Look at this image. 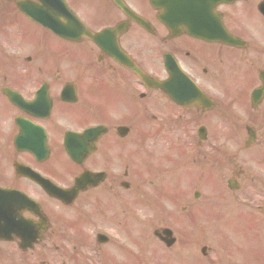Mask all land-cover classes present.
Here are the masks:
<instances>
[{
    "label": "flooded vegetation",
    "instance_id": "1",
    "mask_svg": "<svg viewBox=\"0 0 264 264\" xmlns=\"http://www.w3.org/2000/svg\"><path fill=\"white\" fill-rule=\"evenodd\" d=\"M18 1L0 0V188L40 208L0 193V231L11 233L0 264H79L85 249L98 255L89 263L137 262L127 247L141 248L144 229L169 238L142 216L160 184L184 178L185 161L238 162L218 139L225 121L250 126V148H264V0L183 1L184 19L166 11L173 0H67L91 32H109L104 48L32 21ZM84 175L66 202L39 185L71 190ZM22 218L39 231L32 248L7 230Z\"/></svg>",
    "mask_w": 264,
    "mask_h": 264
},
{
    "label": "rangeland",
    "instance_id": "2",
    "mask_svg": "<svg viewBox=\"0 0 264 264\" xmlns=\"http://www.w3.org/2000/svg\"><path fill=\"white\" fill-rule=\"evenodd\" d=\"M84 5L89 16L88 5ZM85 7H82V11ZM230 129V125H224L223 132L232 139L225 136L224 140H228L230 144L233 141L236 143L238 140H244L246 136L244 132L235 136ZM252 155V151L238 149L237 157L243 171L239 177L241 184L239 191L232 192L228 188L227 178L231 172L228 173L225 168H222L224 171L221 173L220 180L217 179L216 185L208 184L206 187L204 185L201 190L193 184L188 187L186 192L190 190V200L175 201L172 211L176 216L183 217L186 213L182 211V208L192 202L194 209L197 207H199L197 209H205L206 219L198 223L196 235L188 236V238L192 236L189 247L183 246L181 241L168 251L163 248L166 253L159 251L157 258H149L144 261V264H190L192 262L188 261L191 260L196 261L195 264H264V164L258 155L254 159ZM59 160L62 159L59 158ZM60 165L64 167V164ZM179 185L183 186L184 183ZM166 187L170 188L172 185ZM197 190L202 193L199 200H195L193 196ZM258 206L263 207L258 209ZM187 211L190 212V208H187ZM165 212L166 219L170 218V211ZM174 220L177 223H184L178 217H174ZM165 224L174 226L171 223L165 222ZM203 246L208 248L206 257L201 253ZM183 251L188 256L187 259L181 258L185 260H180V263H178L179 259L168 258V255H177ZM96 257H98L97 254ZM80 264L85 263L80 261Z\"/></svg>",
    "mask_w": 264,
    "mask_h": 264
}]
</instances>
